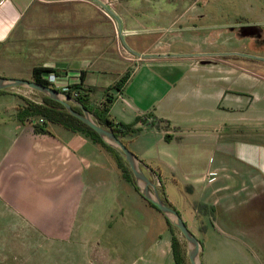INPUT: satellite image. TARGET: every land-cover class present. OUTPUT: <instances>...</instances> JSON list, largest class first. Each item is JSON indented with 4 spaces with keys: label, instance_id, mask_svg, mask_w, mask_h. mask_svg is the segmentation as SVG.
Instances as JSON below:
<instances>
[{
    "label": "crops",
    "instance_id": "1",
    "mask_svg": "<svg viewBox=\"0 0 264 264\" xmlns=\"http://www.w3.org/2000/svg\"><path fill=\"white\" fill-rule=\"evenodd\" d=\"M174 1L123 0L117 11L108 6L112 42L93 47L89 39L70 48L61 38L56 59L35 62L34 49L22 48L30 54L19 56L8 46L31 37L35 20L48 22L50 3L77 8L85 0H0V77L32 80L33 68L44 67L69 73L94 107L109 95L114 120L140 118V130L121 139L160 194L202 234L195 233L203 264H209L207 249L233 248L263 264L264 75L229 59L179 50L183 34L173 28L182 21L187 30L195 26L191 20L225 27L222 21L239 12L205 10L212 0H184L183 10L166 7ZM199 3L202 10H194ZM249 7L251 17L264 18V0H250ZM139 55L142 60L133 59ZM126 73L117 90L113 85ZM26 99L40 103L43 97L13 88L0 92V264H178L166 216L124 176L116 155L58 123L48 122L50 132L35 131L36 119L17 118ZM238 210H249L256 221L246 234L251 243H214L208 227L227 220L236 228Z\"/></svg>",
    "mask_w": 264,
    "mask_h": 264
},
{
    "label": "rangeland",
    "instance_id": "2",
    "mask_svg": "<svg viewBox=\"0 0 264 264\" xmlns=\"http://www.w3.org/2000/svg\"><path fill=\"white\" fill-rule=\"evenodd\" d=\"M127 1V0H124ZM93 2V3H91ZM123 0H106V4L99 0H85L81 2V6L75 8L72 4L62 5L61 3H50V19L45 25H42L41 20H35V27L32 28L33 35L27 36L32 38L31 40L23 37L22 40L8 46L11 53H17L22 56L30 54V51L24 52L22 48H28L34 55L35 62L38 60L56 59L58 53V42L65 40L67 47L72 48L73 42L76 44L84 45L88 44L89 39H92L93 47L105 46L112 42V30L114 28L110 22L109 7H113L114 11L120 10ZM136 5V1L134 2ZM205 5V3H203ZM202 4V5H203ZM188 3L184 0H175L168 7H179V10H183L187 7ZM109 6V7H108ZM250 0H212L205 10L209 9H223L239 12L238 18H226L222 22L227 23L225 27H211L207 25V20H191L190 23H194L195 26H190L189 30L182 28L185 21L182 24L176 25L173 31L178 34H183L182 42L179 44L178 49L191 54L195 58L201 59H229L234 62L241 63L264 75V18L257 19L250 16ZM194 10H202L201 3L197 5ZM74 11H81L82 17L74 15ZM60 12V13H59ZM62 16V17H61ZM92 16V17H91ZM91 17L92 19H90ZM264 17V15H263ZM161 24H167L166 20H161ZM41 24V25H38ZM48 24V25H47ZM73 34H76L73 36ZM45 40L50 44L49 49L43 50ZM75 39V41H73ZM183 44V45H182ZM60 47V46H59ZM184 48V49H181ZM20 59L11 60L12 63L19 61ZM14 90H20L26 92L32 98H41L43 93L35 90H31L25 87H12ZM11 89V88H9ZM243 208V207H242ZM237 217L238 226L236 228H230L227 224L228 221H223L219 227L210 229L212 238H220L229 242H234V246L242 247V241L250 242L249 237L246 234H250L252 228L255 226V220L252 219L249 210H242ZM235 211H233L234 213ZM236 216V214L234 213ZM227 222V223H226ZM188 225V224H187ZM189 227V225H188ZM189 229L195 234L198 233L196 229ZM251 229V230H250ZM177 232V231H176ZM215 232V236L214 233ZM178 234V232H177ZM197 235V234H195ZM199 237L202 235L198 233ZM178 237L183 240L188 264H190L187 243L183 235L178 234ZM254 237H257L254 236ZM200 240V238H199ZM201 241V240H200ZM214 243L215 239H214ZM251 243V242H250ZM244 248L246 245L244 244ZM245 250V249H244ZM217 253H210V249L205 252V258L209 264H258L259 260L252 258H243L238 252L233 251L225 253L224 251ZM202 264H203V251H202ZM264 264V259L260 260Z\"/></svg>",
    "mask_w": 264,
    "mask_h": 264
},
{
    "label": "trees",
    "instance_id": "3",
    "mask_svg": "<svg viewBox=\"0 0 264 264\" xmlns=\"http://www.w3.org/2000/svg\"><path fill=\"white\" fill-rule=\"evenodd\" d=\"M49 71H54V70L44 67H34L32 80L48 85V82L42 78V74L44 72H49ZM128 78H129V73L124 74L113 85V87L116 88L117 90H121V88L127 82ZM82 90L83 92L77 97V99L83 104L85 108H87L91 112V114L94 116V118L98 123H100L105 128L113 130L118 138L121 139L126 134L136 133L140 130V128L136 126V124L140 121V118H138L132 123H125L114 120V118L110 114L109 102L112 100V98L109 95L106 97V100L104 102H102L99 106L94 107L90 104L89 95L86 92V90H84L83 88ZM1 91L4 90H0V92ZM25 102H26L25 105H23L17 113V118L19 121L21 122L33 121L37 117H42L43 122L39 123L37 120H35L34 122L35 131L37 132H43V133L50 132L46 128L48 122L61 124L65 128L70 129L72 131L83 132L84 134L89 136L92 140L100 143L101 145H103L105 148H107L109 151H111L116 155V157L119 160V164L123 170L124 176L127 179L133 181L135 185H137V188L139 189V186L134 178V175L126 159L115 148H113L106 141H104L102 137L92 127L84 123L76 116L69 113L67 109L63 106V104L48 97L45 94L43 95V100L40 103L30 99H26ZM73 108L80 111V108L78 106L73 105ZM161 197L167 204L172 206L168 201V199L164 196V194H162ZM149 204L153 206L155 209H157L159 212H161L160 209L157 206H155L153 203L149 202ZM196 208L200 209L202 208V205L196 204ZM166 219L169 222L168 218ZM169 225L173 233L172 250H173L174 259L178 264H188L184 242L182 239L178 237V234H180V230L176 226L172 225L170 222ZM176 231L178 232V234Z\"/></svg>",
    "mask_w": 264,
    "mask_h": 264
},
{
    "label": "water",
    "instance_id": "4",
    "mask_svg": "<svg viewBox=\"0 0 264 264\" xmlns=\"http://www.w3.org/2000/svg\"><path fill=\"white\" fill-rule=\"evenodd\" d=\"M12 87H25L31 90L39 91L60 102L69 113L92 127L104 141L115 148L128 162L143 197L157 206L166 216V218H168L169 222L180 230L187 243V253L190 264H202L201 256L203 247L201 241L189 229L179 211L163 200L156 181L153 177H150L145 172L143 168L145 165L143 162L129 149L123 140L115 135L113 130L105 128L100 123H98L91 112L85 108L78 99L55 88H52L49 85L24 78L0 77V90L9 89ZM73 105L78 106L80 111L74 109Z\"/></svg>",
    "mask_w": 264,
    "mask_h": 264
},
{
    "label": "built area",
    "instance_id": "5",
    "mask_svg": "<svg viewBox=\"0 0 264 264\" xmlns=\"http://www.w3.org/2000/svg\"><path fill=\"white\" fill-rule=\"evenodd\" d=\"M100 2H103L106 4V0H99ZM132 59V57H129ZM142 56L139 55L133 59L142 60ZM42 78L48 82V85L52 88H55L61 92H64L66 94L71 95L72 97L76 98L83 92L82 88L77 85V83H74L73 81H70V74H58L54 71L44 72L42 74ZM36 120L41 123L43 122L42 117H37Z\"/></svg>",
    "mask_w": 264,
    "mask_h": 264
}]
</instances>
